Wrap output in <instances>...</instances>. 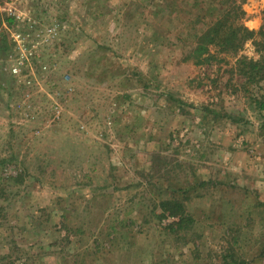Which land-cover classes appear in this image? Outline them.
<instances>
[{
  "label": "rangeland",
  "instance_id": "1",
  "mask_svg": "<svg viewBox=\"0 0 264 264\" xmlns=\"http://www.w3.org/2000/svg\"><path fill=\"white\" fill-rule=\"evenodd\" d=\"M222 6L0 0V264H264V47L192 57Z\"/></svg>",
  "mask_w": 264,
  "mask_h": 264
},
{
  "label": "trees",
  "instance_id": "2",
  "mask_svg": "<svg viewBox=\"0 0 264 264\" xmlns=\"http://www.w3.org/2000/svg\"><path fill=\"white\" fill-rule=\"evenodd\" d=\"M217 1L223 6L219 12L210 15L212 18L206 22L207 26L199 35L197 45L192 53V57L196 60L197 64H205L217 59L216 54H213L214 49L225 55L237 56L243 50L246 42L254 40L257 35L260 37V45L264 47V10L263 25L261 30L257 32L248 28L244 23L247 12L243 6L246 0ZM236 68L241 76L248 77L249 81L253 84H260L264 81V59L255 60L241 56L236 60ZM246 91L250 92V89L247 88ZM261 96H263L261 98H264V94ZM253 99L261 104V108H264V99ZM161 207L165 212L162 217L176 216L181 221L184 217L185 219L188 218L186 207L179 201L166 200L161 203ZM189 221H193L192 218H189ZM179 223L177 224L181 228ZM223 257V264H247V262L240 260L233 253L224 255Z\"/></svg>",
  "mask_w": 264,
  "mask_h": 264
}]
</instances>
